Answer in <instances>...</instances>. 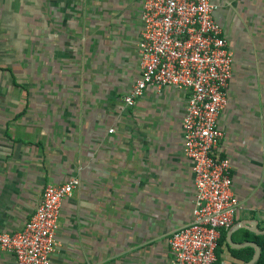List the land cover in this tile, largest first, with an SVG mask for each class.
Returning <instances> with one entry per match:
<instances>
[{"label": "crops", "instance_id": "crops-1", "mask_svg": "<svg viewBox=\"0 0 264 264\" xmlns=\"http://www.w3.org/2000/svg\"><path fill=\"white\" fill-rule=\"evenodd\" d=\"M212 1L233 57L217 153L240 203L213 264L251 260L252 246L233 247L245 241L264 264V0ZM141 12V0H0V229H22L46 184L80 181L51 264H170L168 237L192 220L187 91L122 100L140 73ZM0 264L14 255L0 248Z\"/></svg>", "mask_w": 264, "mask_h": 264}, {"label": "built area", "instance_id": "built-area-1", "mask_svg": "<svg viewBox=\"0 0 264 264\" xmlns=\"http://www.w3.org/2000/svg\"><path fill=\"white\" fill-rule=\"evenodd\" d=\"M138 36L140 73L122 97L130 107L149 87L187 91L181 119L182 150L193 175L192 220L168 237L170 264H213L222 231L240 206L232 190L229 159L217 153L222 131L218 118L228 101L232 53L214 18L212 0H141ZM78 178L45 185L24 227L0 229V248L16 264H51L64 198Z\"/></svg>", "mask_w": 264, "mask_h": 264}, {"label": "water", "instance_id": "water-1", "mask_svg": "<svg viewBox=\"0 0 264 264\" xmlns=\"http://www.w3.org/2000/svg\"><path fill=\"white\" fill-rule=\"evenodd\" d=\"M251 230L254 231V229H251ZM259 233H264V231H259ZM229 243H231V241ZM244 246H252L255 249L252 259L245 263V264H253L258 259V256L260 254V248H259L257 243L252 242V241H245V243H243L242 245L241 244H235L233 247L241 248Z\"/></svg>", "mask_w": 264, "mask_h": 264}, {"label": "trees", "instance_id": "trees-1", "mask_svg": "<svg viewBox=\"0 0 264 264\" xmlns=\"http://www.w3.org/2000/svg\"><path fill=\"white\" fill-rule=\"evenodd\" d=\"M261 258H258V260L256 261V264L259 262L262 264V261L260 260Z\"/></svg>", "mask_w": 264, "mask_h": 264}]
</instances>
